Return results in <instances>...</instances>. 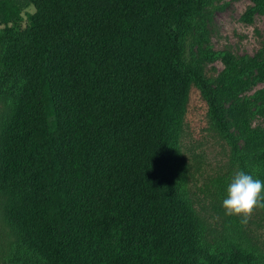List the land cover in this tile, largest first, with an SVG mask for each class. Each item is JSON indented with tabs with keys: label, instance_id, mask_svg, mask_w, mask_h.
<instances>
[{
	"label": "trees",
	"instance_id": "trees-1",
	"mask_svg": "<svg viewBox=\"0 0 264 264\" xmlns=\"http://www.w3.org/2000/svg\"><path fill=\"white\" fill-rule=\"evenodd\" d=\"M207 2L0 0V204L29 260L264 264V244L212 224L184 188L176 138L192 86L264 181V125L250 121L264 87L254 107L237 100L264 80V43L251 55L204 45Z\"/></svg>",
	"mask_w": 264,
	"mask_h": 264
},
{
	"label": "rangeland",
	"instance_id": "rangeland-1",
	"mask_svg": "<svg viewBox=\"0 0 264 264\" xmlns=\"http://www.w3.org/2000/svg\"><path fill=\"white\" fill-rule=\"evenodd\" d=\"M206 6L207 41L203 44L207 47L251 55L264 43V5L256 6L253 0H209ZM2 49L0 43V53ZM222 66L220 55L203 61V71L207 76L215 75ZM262 86L264 80H253L238 92L237 100L243 101L246 97L249 103L252 100L250 107H254L261 101L255 91ZM185 105L176 147L187 163L184 188L192 205L217 227L226 225L232 232L237 229L246 231L260 245L264 244V209L257 208L248 223L241 224L240 217L226 216L221 207L231 176L242 170L238 154L228 137L210 118L206 103L195 86L190 88ZM8 108L9 99L0 94V138ZM256 109L250 114L251 124L264 125V108ZM240 141H237L238 146ZM2 209L0 204V264H37V261L28 259L26 250L18 247L14 231L2 216Z\"/></svg>",
	"mask_w": 264,
	"mask_h": 264
},
{
	"label": "clouds",
	"instance_id": "clouds-1",
	"mask_svg": "<svg viewBox=\"0 0 264 264\" xmlns=\"http://www.w3.org/2000/svg\"><path fill=\"white\" fill-rule=\"evenodd\" d=\"M221 207L226 216L240 217V223L247 224L257 208L264 209V181L243 170L235 171L227 184Z\"/></svg>",
	"mask_w": 264,
	"mask_h": 264
}]
</instances>
